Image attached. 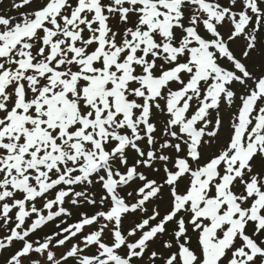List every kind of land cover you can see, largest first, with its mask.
Masks as SVG:
<instances>
[{
  "label": "snow or ice",
  "instance_id": "snow-or-ice-1",
  "mask_svg": "<svg viewBox=\"0 0 264 264\" xmlns=\"http://www.w3.org/2000/svg\"><path fill=\"white\" fill-rule=\"evenodd\" d=\"M0 264H264V0H0Z\"/></svg>",
  "mask_w": 264,
  "mask_h": 264
}]
</instances>
